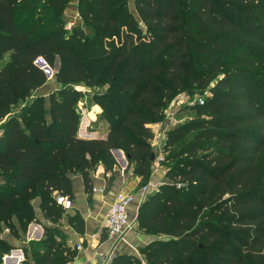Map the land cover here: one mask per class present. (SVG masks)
Returning a JSON list of instances; mask_svg holds the SVG:
<instances>
[{
  "label": "trees",
  "instance_id": "trees-1",
  "mask_svg": "<svg viewBox=\"0 0 264 264\" xmlns=\"http://www.w3.org/2000/svg\"><path fill=\"white\" fill-rule=\"evenodd\" d=\"M68 3L0 0V230L5 223L20 236L17 219L25 233L35 198L58 222L64 208L54 192L72 199L68 174L76 172L90 192L99 163L114 169V148L146 185L150 123L194 86L205 103L168 130L161 163L169 182L139 207L138 228L154 238L139 248L142 258L120 254L109 264H264V0H134L135 13L128 0H78L92 32L80 25L70 35ZM40 56L62 62L63 87L48 107L40 95L29 100L47 80ZM105 81L98 103L107 136L79 137L81 91L71 86ZM19 100L26 103L12 115ZM56 232L45 226V237L29 242L33 264L74 259ZM10 247L0 238V264Z\"/></svg>",
  "mask_w": 264,
  "mask_h": 264
},
{
  "label": "crops",
  "instance_id": "crops-1",
  "mask_svg": "<svg viewBox=\"0 0 264 264\" xmlns=\"http://www.w3.org/2000/svg\"><path fill=\"white\" fill-rule=\"evenodd\" d=\"M73 4L67 7V12L71 18H81L78 10V0ZM48 104L49 102L46 105L47 107ZM93 107L91 111L95 118H97L96 114L101 109L96 104ZM159 125H161L160 128H163L164 132L168 131L164 123ZM108 130L109 124L106 125V129L105 131L103 130L104 132L101 135L98 131H95L90 134L88 133L87 137H82L80 134L78 136L85 139L105 138ZM165 140L166 137L163 133L159 139L154 137L150 141L152 149L155 151L156 159L153 161L152 172L146 184L148 186L147 191H143L142 178L135 174L133 165H129L128 158H125L124 151L122 150L121 155H115L112 150L116 159L114 169L106 171L102 163L99 166L97 165L96 169L91 172L92 189L90 192L86 191L81 172L68 174L73 194V206L69 209L64 208V210L68 211L70 215L69 220L61 217L58 222H54L57 225L53 224V221L46 218L44 212L41 210L40 198H35L33 206L36 218L40 220L45 218L42 224L37 222L38 220L32 221L24 233L18 220L14 219L20 234V236H16L12 233L9 226L2 223L0 230L1 238L12 245L10 251L17 250L24 255V260L18 264H24L25 259L30 264L34 263L33 256L29 251V242L45 237L43 225L52 226L57 229V239L76 250L75 257L69 264H109L115 256L120 254L135 255L142 258L139 248L150 242L154 236L146 234L138 228L137 216L139 207L147 196L154 192L160 184L169 182L164 165L157 160V157L163 155ZM0 182L2 183L3 181L0 180ZM119 191H125L134 196L133 201L128 206V217L131 227L121 237H109L105 226V217ZM58 194L57 191L54 192L55 198ZM75 218L78 222L73 221ZM75 224L78 226H75ZM78 244H81V248L77 247ZM10 251L5 252L3 256ZM143 263L146 264L144 260ZM11 264H17L16 259Z\"/></svg>",
  "mask_w": 264,
  "mask_h": 264
},
{
  "label": "rangeland",
  "instance_id": "rangeland-1",
  "mask_svg": "<svg viewBox=\"0 0 264 264\" xmlns=\"http://www.w3.org/2000/svg\"><path fill=\"white\" fill-rule=\"evenodd\" d=\"M76 2H77V0H69V3L65 7V22H66V29H67L68 35H70V33L73 31V28L75 26H80V25L85 26L86 29L88 30V32H92L90 30V27H89L90 24L88 22H85L82 17L81 18L78 17V18L74 19V18H71V16L67 12V7L74 5L73 3H76ZM128 2H129L130 8L135 13V11H134V0H128ZM107 39L113 40V37H108ZM116 40H118L117 37H116ZM61 64H62L61 60L56 59L54 66L49 65L50 70L48 73L46 70H44L46 77H47V80L44 83V85L37 88L32 93L31 97L29 98L30 101L35 99L38 95H40V97L44 99V101L47 105L52 93L59 92L62 89L63 84L61 82L57 81V78H56L57 72L59 71ZM71 87H73L76 90L81 91L80 100L78 101V104H77V110L80 114V120H79V126H78V135L80 134L82 136L81 128H83V131L85 134H88V133L90 134L92 132L98 131L101 135V133L105 131L106 125L108 124V121L104 118L103 108L98 103V99L101 98L102 95L109 90L110 84L105 81V82H102V85H97V86H88V85H85L84 83H79V84H74ZM57 97L60 98L59 93H57ZM197 97L206 98L207 94H206V92H202L201 90H199L198 88H195L194 86L193 87L191 86L190 88H187V89L183 90L182 92L175 94L171 98V100L167 103V105L164 107L161 118L158 121L150 123V126L154 132V137L156 139L157 138L159 139L161 134L164 133L165 137L167 135L168 131L164 132L163 128H160L161 125H159V124L164 123L165 128L167 127L169 130V129L173 128L174 126L178 125L179 123H182V122L190 119V117L192 115V110L190 107H192L193 105L196 104L195 101H196ZM25 103H26V100L17 101L16 104L12 108V115L19 114L20 111H22ZM95 104L98 105L101 109L96 114L97 118H95V116L93 115V113L91 111L92 108H94L93 106ZM91 117H93V119H91ZM110 117H113L112 113H110ZM84 118L86 119L85 123H84V120H85ZM83 123H84V125H83ZM0 133H2L1 124H0ZM163 155H164V153H163ZM99 165H100V163L98 164V166ZM165 169H166V167H165ZM0 180L3 181V176L1 174H0ZM0 184H2V183L0 182ZM62 217L66 218L68 220L70 219V215L68 214L67 210H63ZM44 219L40 220V219L34 218L32 221L38 220L37 222H40L42 224ZM73 221L78 222V220L76 218L73 219ZM53 224L57 225V223H54V222H53ZM43 227H45V226L43 225ZM1 237L2 236H0V238ZM9 245L12 246L11 244H9ZM8 251H10L9 248H6V249L4 248L2 250L3 254L5 252H8ZM1 263L4 264L3 255H2Z\"/></svg>",
  "mask_w": 264,
  "mask_h": 264
},
{
  "label": "built area",
  "instance_id": "built-area-1",
  "mask_svg": "<svg viewBox=\"0 0 264 264\" xmlns=\"http://www.w3.org/2000/svg\"><path fill=\"white\" fill-rule=\"evenodd\" d=\"M196 103L204 104L205 98L197 97ZM1 139V133H0ZM164 159V155L157 157V160L161 162ZM96 189V188H95ZM148 186H143V191H147ZM134 196L131 193L125 191H119L115 200L111 204L106 217L105 226L109 237H121L130 227L131 223L128 217V206L133 201ZM56 202L63 206L65 209H69L73 206V201L66 195L58 194L56 196ZM81 248V244L77 245ZM17 261V264L24 260V255L17 250H12L8 254L3 256L4 264H11L13 260Z\"/></svg>",
  "mask_w": 264,
  "mask_h": 264
},
{
  "label": "water",
  "instance_id": "water-1",
  "mask_svg": "<svg viewBox=\"0 0 264 264\" xmlns=\"http://www.w3.org/2000/svg\"><path fill=\"white\" fill-rule=\"evenodd\" d=\"M35 63H36L40 68H42L43 70H46L47 73L49 72V70H50V66H49V64L46 62V60H45L43 57H41V56L38 57V58L36 59ZM86 136H87V135H83V134H82V137H86ZM112 150H113V152H114L115 155H121V154H122V150H121L120 148H114V149H112ZM125 158L127 159L128 156L125 155ZM155 159H156L155 151H152V152H151V160H152V161H155Z\"/></svg>",
  "mask_w": 264,
  "mask_h": 264
}]
</instances>
